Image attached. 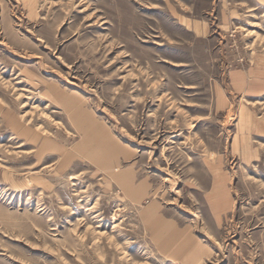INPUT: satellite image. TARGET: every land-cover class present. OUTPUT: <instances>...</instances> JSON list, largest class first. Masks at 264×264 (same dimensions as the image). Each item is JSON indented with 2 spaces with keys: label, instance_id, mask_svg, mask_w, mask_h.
<instances>
[{
  "label": "rangeland",
  "instance_id": "rangeland-1",
  "mask_svg": "<svg viewBox=\"0 0 264 264\" xmlns=\"http://www.w3.org/2000/svg\"><path fill=\"white\" fill-rule=\"evenodd\" d=\"M0 264H264V0H0Z\"/></svg>",
  "mask_w": 264,
  "mask_h": 264
}]
</instances>
